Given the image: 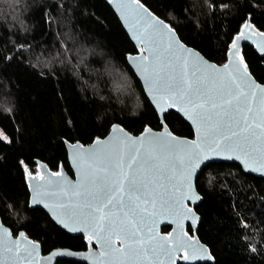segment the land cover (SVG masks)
<instances>
[{
    "label": "trees",
    "instance_id": "obj_1",
    "mask_svg": "<svg viewBox=\"0 0 264 264\" xmlns=\"http://www.w3.org/2000/svg\"><path fill=\"white\" fill-rule=\"evenodd\" d=\"M139 1L218 65L227 62L248 18L264 32V0ZM138 53L104 0H0V137H7L0 138V217L13 232L40 243L44 254L85 251L88 242L29 207L27 172L37 174L43 162L73 176L65 143L90 145L113 125L133 135L163 129L128 64ZM243 57L264 84V58L251 45H244ZM117 76L130 87L119 91ZM164 120L175 135L194 138L175 111ZM197 189L203 197L195 209L201 217L197 235L214 257L201 264H264V179L235 163H212L199 175Z\"/></svg>",
    "mask_w": 264,
    "mask_h": 264
},
{
    "label": "snow or ice",
    "instance_id": "obj_2",
    "mask_svg": "<svg viewBox=\"0 0 264 264\" xmlns=\"http://www.w3.org/2000/svg\"><path fill=\"white\" fill-rule=\"evenodd\" d=\"M133 3L138 7L118 5L144 20V31L134 34L144 47L139 57L129 59L144 76L157 107L161 111L165 107L182 111L196 126L197 140L173 135L165 121H161L162 133L145 128L139 138L113 125L114 134L107 142L96 138L87 150L79 142L70 145L77 166L87 164L79 184L69 186L52 180L51 176L62 175L53 171L47 179L40 177L42 183L29 184V188L34 193L33 202H44L58 223L69 231L89 232V243L95 237L103 249L100 256L106 258L101 264H175L176 254L182 251L184 261L201 259L207 250L193 241L181 224L189 215L193 222L196 219L184 202L196 198L193 178L201 159L209 151L224 153L229 159L235 156L246 168L264 172V86L249 75L243 56L239 63L236 60L237 42L250 38L246 33L252 25L244 22L233 41L228 63L217 68L198 51L180 43L173 28L153 16L139 0ZM253 34L259 37L264 52V32ZM156 66L162 71L155 72ZM115 82L130 87L120 76ZM0 138L7 141V137ZM141 171L144 176L139 174ZM29 179L36 177L29 175ZM153 179L166 181L172 188L166 199L159 198V206L155 194L151 200L147 198ZM53 196L58 198L49 204L47 200ZM159 217H172L179 231L168 238L158 235L155 225ZM117 242L120 247H116ZM0 247L11 264H43L39 246L19 229L13 232L3 228Z\"/></svg>",
    "mask_w": 264,
    "mask_h": 264
},
{
    "label": "water",
    "instance_id": "obj_3",
    "mask_svg": "<svg viewBox=\"0 0 264 264\" xmlns=\"http://www.w3.org/2000/svg\"><path fill=\"white\" fill-rule=\"evenodd\" d=\"M104 1L109 5V7L116 14L117 18L119 19L120 23L122 24L124 30L126 31L128 37L130 38L131 42L137 47V49L139 51L138 54L130 55L129 57H132V58L139 57L140 48L144 47V45L138 42V40H137V38H136V36L134 34L137 32V30H139L141 32L144 31V27H143L144 20H143L142 17H138L135 14H130L127 11H125L124 9H121L120 7H118V5H121V4H131L133 8H136V7H138V5L133 3V0H104ZM139 3L143 4L140 1H139ZM145 8H147L153 14V16H155L157 19H161L157 15H155L148 7L145 6ZM144 15L146 16L147 14L145 13ZM247 22L252 25V30L248 31L246 33L247 35L250 36L249 39H241V40H239L237 42V47L239 49V55L236 57L237 63H239V57L243 56V47H244V45L253 46L255 51L261 57L264 58V52L261 51V44L259 43V37L257 35H255V34H253V32L259 33V32H263V31H260L259 29H257L251 23L249 18L247 19ZM165 23H167V22H165ZM167 24L169 25V27H171V25L169 23H167ZM173 30L175 31L176 36L179 39L180 43L184 44L188 48H193V47H190V46L186 45L180 39V37H179L178 33L176 32V30L175 29H173ZM238 35L239 34H237L235 36V38ZM232 45H233V42L230 45V49L228 51V54L232 50ZM161 50L163 51V49H161ZM194 50H196V49H194ZM196 51H198V50H196ZM199 53L204 57L205 60H207L211 64H214L217 68H221L224 65V64L223 65H218V64L208 60L201 52H199ZM143 54L145 56H147L148 52L145 51ZM129 57H128V64L131 67V69L134 71V73L137 76L138 80L140 81V83H141V85H142V87L144 89V92L146 94V97L148 98V100L150 101L151 105L153 106V108L157 112L160 120L161 121H165L164 120L165 115L169 111H175L182 119H184V121L186 123H188L191 126V128L193 129V132H194V138H192V139L191 138H185V137H181V136L175 135L174 133H173V135H175V136H177L179 138H183V139H185L187 141H195V140H197L196 126L193 124V122L191 120H189L184 115V113L182 111H177V109L175 107H172V108L165 107L163 109V111H161L157 107L156 102L154 101L152 95L148 91V85L145 82L144 76L141 75L140 71H138L136 65L132 62L131 59H129ZM229 58L230 57L228 55V60H227L226 63H228ZM163 63L164 64L167 63V54L166 53L164 54ZM244 64H247V63L244 61ZM240 67H241V69H243V64H241ZM161 71H162L161 66H156L155 72H161ZM248 72H249V75H251L252 79L254 81H256L257 84H260V85L264 86V84H261L260 82H258L256 80V78L251 74L249 67H248ZM253 107L254 108L256 107L255 103L253 104ZM232 115H235V110H233ZM224 119H225V121H229L230 118L228 116H225ZM117 126L122 128L125 133H127L129 136H132L133 138H139L142 135V133H143L142 132L140 135H133L129 131H127L126 129L121 127L120 125H117ZM168 130L170 132H172L169 129V127H168ZM151 131L154 134H160V133H162L164 131V128L162 130H152L151 129ZM113 134L114 133H113V127H112L110 133L105 138H103L101 140L104 141V142H107L109 140V138L111 136H113ZM65 144H66V150H67V155H68V161H69V164H70V166H71V168L73 170L74 177H71L66 172V170L63 167H61L60 170L58 171V172H61V174H62L61 177L51 176V179L55 180V181L66 182V184L69 185V186H75V185L80 183L83 174L87 170V164H84L81 167H78L77 164L73 160V153H72V149H71L70 145H75L77 143L71 144V143L66 142ZM79 144L83 146V149L87 150V149H89V148L94 146L95 141L92 144H90V145H83L81 143H79ZM220 162H223V163H235V164H237L238 166H240L242 168L244 173L251 174V175H254V176L258 177V178L264 179V172L253 171L251 168H246L244 166V164L241 163L240 160L235 158V156H233L232 158L229 159V158H227V155L224 154V153L216 154L214 152L209 151L207 156H205L204 158L201 159L199 166L195 170V175H194V178H193V188H194V191H195V197L196 198H194L192 200H185V202H184L186 209H191L192 212L195 213V217H196L195 222H193V219H192L191 215H189L188 218L183 219L181 221V224H182V227H183V231L188 233V236L191 237L193 241H198L201 245H203L204 248L207 250V255L204 256V258H201V259H196V260H191V261H184L183 258H182L184 253L182 251V252L176 254L175 264H179V263H183V264H201V263H213L214 262V257L211 254L210 249L204 243L201 242L200 238L197 235V230H198V226H199V222L201 220V217L196 212L195 209L200 205V203L203 200V197L201 196V194L198 192V189H197V179H198L199 175L201 174L203 169L205 167H207L208 165H210L212 163H220ZM52 172L53 171H51L49 169V167L45 163L38 162V173L37 174L32 175V174L27 172L28 187H29V184L35 185V184H38V183H42L43 181H41L40 177L43 176L45 179H47ZM139 174L141 176L145 175V173L143 171H141ZM29 175L35 176L36 179L35 180H30L29 179ZM148 175L151 176L152 174L149 173ZM71 190L72 189L69 188V191H71ZM171 191H172L171 185L168 184L166 181H159L157 179H153V182L151 184H149V194H148L147 198L149 200H151L152 195L155 194L157 196V198H158V206H159V203H160L159 198L163 197V198L166 199ZM29 192H30V200H29V207L30 208H32V209L33 208H39V209L44 210L49 215V217L52 219V221L60 229H62L63 231H65L66 233H68V234H70L72 236H83V237H85L87 239V242H88V249L85 250V251H74V250L69 249V248H56V249H53L52 251H50L48 254H44L41 244L38 243V242L33 241L30 238H28L34 244L39 246L38 247V253H39V257H41L42 260H43V264H57V262L61 261V260L81 262V263H85V264H101V261L106 259L105 257H101L100 256V253L103 251V249L101 248L100 244L96 241L95 237H93L92 242L89 243L88 238H87L88 235L90 234L89 232H85L82 229L81 230L69 231L68 228H65L62 224H60V223H58L56 221V219L53 216V212L50 210L49 207L45 206L44 202L34 203L33 202L34 193L32 192V190L30 188H29ZM57 198L58 197H55V196L50 197V198H48L47 202L49 204H51ZM172 221H173L172 217H167V218L159 217L158 221H157V223L155 225L157 234L162 236V237H165V238H168L170 235L174 236L179 231V229L177 228V224L172 222ZM0 225H2L3 228H8L9 231H12L9 227H7L3 223L1 217H0ZM164 227H170V231L167 232V233L163 232V228ZM189 227L191 228V230L193 232L192 234L188 231ZM3 228H0V234H2ZM12 239L16 240V239H19V237L18 236H13ZM116 247H120L119 242L116 243ZM53 252H56V253H59V254L53 256L52 255ZM208 256H210L211 259H209ZM0 264H11L9 258L5 254V252H4L2 247H0Z\"/></svg>",
    "mask_w": 264,
    "mask_h": 264
},
{
    "label": "flooded vegetation",
    "instance_id": "obj_4",
    "mask_svg": "<svg viewBox=\"0 0 264 264\" xmlns=\"http://www.w3.org/2000/svg\"><path fill=\"white\" fill-rule=\"evenodd\" d=\"M70 165V164H69ZM70 168H71V166H70ZM71 170H72V168H71ZM72 173H73V170H72ZM71 177H74V173H73V176H71ZM83 237V236H82Z\"/></svg>",
    "mask_w": 264,
    "mask_h": 264
},
{
    "label": "rangeland",
    "instance_id": "obj_5",
    "mask_svg": "<svg viewBox=\"0 0 264 264\" xmlns=\"http://www.w3.org/2000/svg\"><path fill=\"white\" fill-rule=\"evenodd\" d=\"M116 90H117V89H116ZM121 90L123 91L122 87H120L119 91H121Z\"/></svg>",
    "mask_w": 264,
    "mask_h": 264
}]
</instances>
